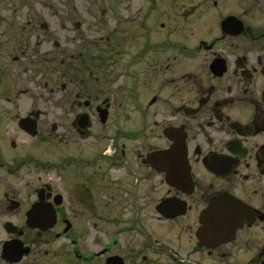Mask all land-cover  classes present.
<instances>
[{"label":"flooded vegetation","instance_id":"obj_1","mask_svg":"<svg viewBox=\"0 0 264 264\" xmlns=\"http://www.w3.org/2000/svg\"><path fill=\"white\" fill-rule=\"evenodd\" d=\"M10 8L0 10L7 54L23 58L32 33L59 51L65 36L39 38L48 24ZM156 8L136 17L132 58L119 70L137 114L131 127L112 122L104 90L86 84L92 70L73 67L51 88L70 120L49 128L28 113L34 136L15 120L23 135L43 137L50 159L0 138V264H264V0H167L181 35L166 30L163 42L147 22ZM70 22L54 33H75L81 23ZM82 24L84 41L91 24ZM97 41L105 54H126L123 38ZM174 141L182 146L167 166L149 157Z\"/></svg>","mask_w":264,"mask_h":264},{"label":"rangeland","instance_id":"obj_2","mask_svg":"<svg viewBox=\"0 0 264 264\" xmlns=\"http://www.w3.org/2000/svg\"><path fill=\"white\" fill-rule=\"evenodd\" d=\"M149 4L157 6L147 21L152 25V41L163 42L166 30L170 32L172 39L178 38L181 35L179 23H170L167 19V0H155L151 3L142 0H0V10L11 7V10L9 9L11 13L12 9L17 11L22 9L27 12L28 21L32 20L37 25L47 23L48 30L37 29L39 38L43 35V39L49 37L47 40H52L55 36H65L59 40L60 46L57 52L52 47L51 41L35 45L38 40L33 33L28 35L26 52L21 59L17 51L7 54L6 39H0V138L5 139L6 148H9V141H14L13 143L20 145L17 147L18 153L24 150L39 153L38 157L42 159L52 157L51 146L39 143L43 137L30 139L23 135L18 131L15 120L34 111L42 114L40 120L48 121L49 128L53 120H70L68 105L60 102V98L65 101L63 93L56 94L51 88L60 82L68 81L73 67L92 70V76L86 84L90 85V82L94 86L98 84L104 90L102 96L109 100L113 123L119 118L125 120V129L131 127L130 120L137 118V114L132 106L128 89L129 79L126 76L120 77L119 70L121 65L125 62L129 63L132 58L135 24L143 9ZM138 8L141 12L137 15ZM172 15L171 13V17ZM21 20L17 19V21ZM62 21L81 24L75 33L71 31L67 35L55 34L58 23ZM84 21L89 22L91 27L83 41L78 39L80 37L78 35H82ZM160 23L165 24V28L161 27ZM67 36L69 38L76 36V38L68 41ZM100 36H108L115 40L123 38L126 54L123 53L118 57L103 53L101 42L94 43ZM140 36L141 33L135 41L139 42ZM46 50L55 52V59L50 55L41 54ZM78 51L82 52L81 56L77 55ZM71 55L73 57L69 58ZM16 56H19L18 60L14 61ZM86 77L84 75L82 77L79 73L76 79ZM121 83L124 85L122 89L119 85ZM153 93L151 88H143L141 91L145 97ZM156 110H159L158 107ZM92 120L96 119L92 118ZM110 128L111 126L108 127L109 132ZM86 145L85 141L79 142L77 146L86 147ZM0 152L8 155L1 139Z\"/></svg>","mask_w":264,"mask_h":264},{"label":"water","instance_id":"obj_3","mask_svg":"<svg viewBox=\"0 0 264 264\" xmlns=\"http://www.w3.org/2000/svg\"><path fill=\"white\" fill-rule=\"evenodd\" d=\"M101 112L99 113V117L101 118V121L104 122L106 115H107L106 110L103 109ZM18 120H19L18 125L21 129H23L24 131H26L32 136L36 134L35 122H34L35 119L29 116H26V117H21ZM165 134L167 136V131L165 132ZM174 142H175L174 145L169 150L163 149L160 151H155L149 157L152 158V160H155L156 162H158L160 165L167 166V160L168 159L173 160L175 156L177 155L176 153L179 151L180 147L182 146V145L180 146L178 142L176 141ZM164 170L167 176V167Z\"/></svg>","mask_w":264,"mask_h":264}]
</instances>
